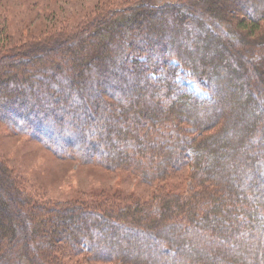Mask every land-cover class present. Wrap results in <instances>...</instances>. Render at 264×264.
I'll list each match as a JSON object with an SVG mask.
<instances>
[{
	"label": "trees",
	"instance_id": "obj_1",
	"mask_svg": "<svg viewBox=\"0 0 264 264\" xmlns=\"http://www.w3.org/2000/svg\"><path fill=\"white\" fill-rule=\"evenodd\" d=\"M98 10L0 49V124L155 191L38 201L0 158V264H264V0Z\"/></svg>",
	"mask_w": 264,
	"mask_h": 264
},
{
	"label": "rangeland",
	"instance_id": "obj_2",
	"mask_svg": "<svg viewBox=\"0 0 264 264\" xmlns=\"http://www.w3.org/2000/svg\"><path fill=\"white\" fill-rule=\"evenodd\" d=\"M132 1L0 0V49L19 45L31 35L47 33L57 26L69 28L79 21L94 17L103 3L104 7H113ZM177 82L199 98L208 95L184 74L178 75ZM159 95L164 97L163 92ZM0 158L23 179L28 193L36 196L38 201L87 200L92 196L102 198L111 194L146 199L154 189L124 173L108 172L93 165L81 166L69 161H59L38 142L12 134L2 124ZM187 177V169L179 171L168 181L167 189L170 190L173 186H179L182 191L191 189L193 183ZM74 262L75 260L73 264Z\"/></svg>",
	"mask_w": 264,
	"mask_h": 264
}]
</instances>
